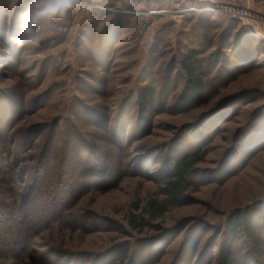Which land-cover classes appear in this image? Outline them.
Instances as JSON below:
<instances>
[{"label":"rangeland","instance_id":"374dc122","mask_svg":"<svg viewBox=\"0 0 264 264\" xmlns=\"http://www.w3.org/2000/svg\"><path fill=\"white\" fill-rule=\"evenodd\" d=\"M28 4L0 0V106L15 100L24 109L12 130H35L23 173L53 133L55 176L24 209L40 219L30 243L0 264H264V244L229 229L237 213L260 216L264 229V0H82L54 36L13 53ZM246 43L248 55L235 53ZM191 52L203 86L190 103L181 95ZM144 87L153 100L139 123ZM93 109L109 134L91 123ZM194 154L179 204L151 219L144 210L165 199L171 166ZM70 168L89 178L73 196ZM138 215L145 224L133 229Z\"/></svg>","mask_w":264,"mask_h":264},{"label":"trees","instance_id":"16d2710c","mask_svg":"<svg viewBox=\"0 0 264 264\" xmlns=\"http://www.w3.org/2000/svg\"><path fill=\"white\" fill-rule=\"evenodd\" d=\"M11 43L14 46L12 50L14 53L15 50L18 49V46L14 40H12ZM250 48L251 45L246 43L240 46V48H238L235 53H238L239 56H244L246 54L248 55ZM194 59L195 58L192 57L191 52L187 55V58L182 61V67L186 71L189 78L186 81L184 92L182 93L181 98L183 101L186 102L187 100L190 103L192 100L194 101V96H198L199 93H201L203 86V82L200 78H192L194 73L192 63L194 62ZM136 97V105L139 114L137 122H139L143 121V116L147 112L148 107L153 100L152 89L149 87H144L139 90ZM9 100L10 102L7 106H0V257H3L5 254H7L9 249L18 241L24 245H28L30 243L29 241L38 228L37 226L40 222V219L37 220V224H35V221H30V213H25L24 209L39 202V197L41 194H43L40 189L41 186H43L44 183L48 184L53 182L51 180L53 179V176H55V172L53 171L54 169L52 170V168L55 167L53 164L55 158H53L51 154V149H53V140L55 138L54 135H51L53 133L50 131L46 137L45 145L42 147L37 157L34 160L32 159L33 162L30 161L31 164H33L31 167L32 169H30L27 173L28 181L26 182V184L29 183V186L27 189L23 188L24 190L22 189L21 191L20 187L25 185V177L27 174L23 173V169L20 167L21 160L19 159V155L33 147V137L35 130L34 128H29L18 132H15V129L12 130L14 124L22 116V111L24 108L21 107L22 105L17 104L15 100ZM89 111L92 112L91 109ZM100 113L101 112L99 110L93 109V114L90 113V115L92 114L91 123H95L96 127L98 126L102 128L103 125H105L104 127L108 130L107 134H109L108 127L111 122L107 121L106 118ZM118 122L121 124L124 123V121L121 122V120H118ZM96 123H98V125ZM112 132H110V136L115 137ZM15 137H20L23 139V141L15 142ZM62 158L63 153L62 157L60 156V160ZM198 161V156L194 154L185 155L177 162L173 163L171 166L173 178L168 180L163 188L166 195L165 199L161 201H150L147 206L148 211L144 210L151 219L160 218L163 213L167 211V209L175 207L179 204L177 199L187 190L188 186L186 180L195 172V166ZM59 163H61V161H59ZM85 163L88 164L87 162ZM106 169H109V167H106ZM72 170L73 168H70L69 172H67V178L72 188H70L71 190L65 189L68 194H71V196H73L75 193L73 186L80 192L81 189L85 187L84 185H81L82 180L87 181L89 179L82 177L81 174L76 176L74 173H72ZM93 171V167H88L85 170V172L93 176V179L90 183H94L96 187H100L103 185L102 183H105L106 175L100 176L99 172ZM61 173L62 171H60L58 174V178H61V176L64 175V173ZM64 183L65 182H59V187H63ZM39 186V192H37L36 189ZM54 188L57 187L54 186ZM56 198L58 201L55 203H60L61 199L59 197H55L54 199ZM21 209L22 211H20ZM40 212V214H45L46 211L41 210ZM237 214L238 215L235 222L229 225L230 231L239 229V227L243 228V233L248 235V237L251 239V242L255 244V249L258 250L259 246L257 245L264 244V238H262V232H264V229H262L260 216L255 217V215H251V218L248 216V214ZM10 218L15 219L13 221H8ZM34 219H37V217L35 216ZM130 223L133 229H139L145 224V218H140L139 215L133 216V219ZM22 227L24 229L23 234L21 232ZM17 237L20 239L16 240ZM225 263H230L227 259V255L225 256Z\"/></svg>","mask_w":264,"mask_h":264},{"label":"clouds","instance_id":"9594fccd","mask_svg":"<svg viewBox=\"0 0 264 264\" xmlns=\"http://www.w3.org/2000/svg\"><path fill=\"white\" fill-rule=\"evenodd\" d=\"M82 0H29L27 8L16 21L17 46L38 47L42 41L54 36L59 22L80 6Z\"/></svg>","mask_w":264,"mask_h":264}]
</instances>
